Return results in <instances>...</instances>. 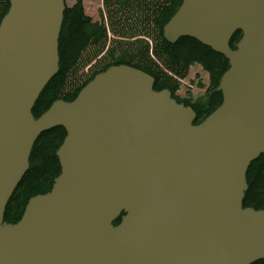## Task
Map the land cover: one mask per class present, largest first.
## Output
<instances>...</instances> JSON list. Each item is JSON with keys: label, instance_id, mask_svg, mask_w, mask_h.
Masks as SVG:
<instances>
[{"label": "water", "instance_id": "obj_1", "mask_svg": "<svg viewBox=\"0 0 264 264\" xmlns=\"http://www.w3.org/2000/svg\"><path fill=\"white\" fill-rule=\"evenodd\" d=\"M0 23V264H254L264 210L244 208L264 155V0H183L164 28L229 60L204 122L128 66L96 76L38 119L60 70L65 0H8ZM243 36L232 49L236 32ZM66 131L52 190L4 223L37 139ZM120 219L117 226L114 223Z\"/></svg>", "mask_w": 264, "mask_h": 264}, {"label": "trees", "instance_id": "obj_2", "mask_svg": "<svg viewBox=\"0 0 264 264\" xmlns=\"http://www.w3.org/2000/svg\"><path fill=\"white\" fill-rule=\"evenodd\" d=\"M83 1L66 9L59 46L60 70L39 96L33 109L35 119L59 100L74 101L96 76L115 66L133 67L152 76L156 91L169 90L178 103L193 109L197 115L195 124L221 106L223 97L217 89L229 68L228 60L192 38H181L172 44L164 37L165 26L183 0H105L107 21L103 24L91 22ZM8 10V0H0V23ZM109 33L116 38L109 39ZM240 38L238 32L231 41L232 48ZM92 62V74L77 85L76 73ZM195 65L209 74V90L198 100L180 98L176 95L178 79L185 78ZM65 138L66 131L56 128L37 139L30 168L8 203L4 222L18 223L31 199L52 190L61 173L57 151ZM247 182L244 207L264 210V155L251 164ZM254 264H264V260Z\"/></svg>", "mask_w": 264, "mask_h": 264}, {"label": "rangeland", "instance_id": "obj_3", "mask_svg": "<svg viewBox=\"0 0 264 264\" xmlns=\"http://www.w3.org/2000/svg\"><path fill=\"white\" fill-rule=\"evenodd\" d=\"M104 1L105 0H84L82 2L85 15L91 19L92 23L96 22L103 24L105 21H107V10L104 7ZM77 2L78 0H66L68 8H72L77 4ZM115 38L116 37H114L112 33H109V39L114 40ZM151 44L152 43L150 42V47H152ZM94 63L95 62L86 64L84 67L79 69V71L76 73V80H74L77 81V85L81 84L88 75L92 74L91 67ZM178 84L179 89L177 91V95L180 98L198 100L204 96L209 89L210 77L201 66L195 65L190 68L188 75L185 78L178 79Z\"/></svg>", "mask_w": 264, "mask_h": 264}, {"label": "bare ground", "instance_id": "obj_4", "mask_svg": "<svg viewBox=\"0 0 264 264\" xmlns=\"http://www.w3.org/2000/svg\"><path fill=\"white\" fill-rule=\"evenodd\" d=\"M55 77V76H54ZM80 94V93H79ZM73 102V101H72Z\"/></svg>", "mask_w": 264, "mask_h": 264}, {"label": "flooded vegetation", "instance_id": "obj_5", "mask_svg": "<svg viewBox=\"0 0 264 264\" xmlns=\"http://www.w3.org/2000/svg\"><path fill=\"white\" fill-rule=\"evenodd\" d=\"M207 93V92H206ZM206 95V94H205Z\"/></svg>", "mask_w": 264, "mask_h": 264}]
</instances>
